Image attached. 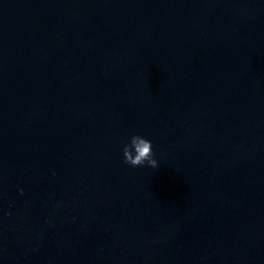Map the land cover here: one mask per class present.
Segmentation results:
<instances>
[{
	"label": "water",
	"instance_id": "obj_1",
	"mask_svg": "<svg viewBox=\"0 0 264 264\" xmlns=\"http://www.w3.org/2000/svg\"><path fill=\"white\" fill-rule=\"evenodd\" d=\"M0 264H264V0H0Z\"/></svg>",
	"mask_w": 264,
	"mask_h": 264
},
{
	"label": "clouds",
	"instance_id": "obj_2",
	"mask_svg": "<svg viewBox=\"0 0 264 264\" xmlns=\"http://www.w3.org/2000/svg\"><path fill=\"white\" fill-rule=\"evenodd\" d=\"M123 163L131 167H142L147 165L150 168H158V161L155 159L152 142L139 135L132 134L122 148Z\"/></svg>",
	"mask_w": 264,
	"mask_h": 264
}]
</instances>
